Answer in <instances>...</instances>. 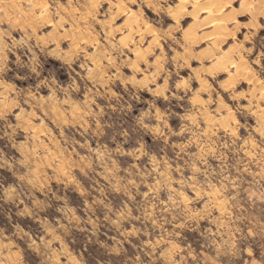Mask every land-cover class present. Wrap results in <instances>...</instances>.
<instances>
[{"label":"rangeland","instance_id":"374dc122","mask_svg":"<svg viewBox=\"0 0 264 264\" xmlns=\"http://www.w3.org/2000/svg\"><path fill=\"white\" fill-rule=\"evenodd\" d=\"M262 262L264 0H0V264Z\"/></svg>","mask_w":264,"mask_h":264},{"label":"snow or ice","instance_id":"6c2138e0","mask_svg":"<svg viewBox=\"0 0 264 264\" xmlns=\"http://www.w3.org/2000/svg\"><path fill=\"white\" fill-rule=\"evenodd\" d=\"M262 264H264V262H262Z\"/></svg>","mask_w":264,"mask_h":264},{"label":"bare ground","instance_id":"6f19581e","mask_svg":"<svg viewBox=\"0 0 264 264\" xmlns=\"http://www.w3.org/2000/svg\"><path fill=\"white\" fill-rule=\"evenodd\" d=\"M131 35V34H130ZM227 83V82H226ZM251 95V94H250Z\"/></svg>","mask_w":264,"mask_h":264}]
</instances>
